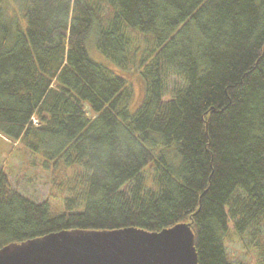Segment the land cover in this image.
I'll use <instances>...</instances> for the list:
<instances>
[{
    "label": "trees",
    "instance_id": "obj_1",
    "mask_svg": "<svg viewBox=\"0 0 264 264\" xmlns=\"http://www.w3.org/2000/svg\"><path fill=\"white\" fill-rule=\"evenodd\" d=\"M0 137L80 169L59 211L0 170V248L183 224L197 264H230L229 221L264 233V0H0Z\"/></svg>",
    "mask_w": 264,
    "mask_h": 264
},
{
    "label": "water",
    "instance_id": "obj_2",
    "mask_svg": "<svg viewBox=\"0 0 264 264\" xmlns=\"http://www.w3.org/2000/svg\"><path fill=\"white\" fill-rule=\"evenodd\" d=\"M193 241L183 224L159 233L63 231L0 248V264H197Z\"/></svg>",
    "mask_w": 264,
    "mask_h": 264
},
{
    "label": "rangeland",
    "instance_id": "obj_3",
    "mask_svg": "<svg viewBox=\"0 0 264 264\" xmlns=\"http://www.w3.org/2000/svg\"><path fill=\"white\" fill-rule=\"evenodd\" d=\"M7 16H11V10L7 9ZM132 41L130 53L135 51V47H141L145 40L137 33H129ZM90 54L93 58L103 61L101 55L89 44ZM113 68V66H111ZM132 94L128 99L130 107L134 108L140 100L142 87L136 78L131 82ZM167 89H171V82L167 84ZM0 170L8 176L11 186L20 194L33 202L50 200L53 210L59 211L60 200L50 199L58 194L57 188L62 187L64 192L61 195L70 196L69 189L76 191V186L80 187V180L72 169H61L58 172L45 171L41 168V158L30 154L25 149L10 144L0 137ZM76 183V184H75ZM66 185V186H65ZM69 187V189L67 188ZM59 195V194H58ZM229 231L225 242V252L230 264H261L260 238L264 234H247L238 237L233 231V224L229 221ZM261 233V234H260Z\"/></svg>",
    "mask_w": 264,
    "mask_h": 264
}]
</instances>
